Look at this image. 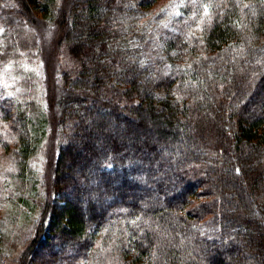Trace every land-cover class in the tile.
Returning a JSON list of instances; mask_svg holds the SVG:
<instances>
[{"label":"trees","instance_id":"16d2710c","mask_svg":"<svg viewBox=\"0 0 264 264\" xmlns=\"http://www.w3.org/2000/svg\"><path fill=\"white\" fill-rule=\"evenodd\" d=\"M0 78V264H264V0H0Z\"/></svg>","mask_w":264,"mask_h":264},{"label":"rangeland","instance_id":"374dc122","mask_svg":"<svg viewBox=\"0 0 264 264\" xmlns=\"http://www.w3.org/2000/svg\"><path fill=\"white\" fill-rule=\"evenodd\" d=\"M163 3L164 2L162 1L161 4H163ZM32 14H33L32 15L33 18L36 17L39 21L42 22L41 15H40V13L36 9H34V11H32ZM34 28L36 30L35 31V35H36V39H37L36 40V45H37V42H38L40 48L43 49V52L40 53V57L36 61H33V66L36 68V70L38 72V75H39V78L44 83V87L46 89V96H44V98H43L44 99L45 109L50 114L53 113L55 115V119H56V118H58V114L55 113V111L57 112L58 110H55L54 111V109H55L54 108V103H53V107H52V104L50 103L51 100L49 99L48 92H47V89H48L49 96H50V89L51 88H50V86H48V83H47L48 80H51L52 79L51 78V75L52 74L49 73L50 72V66H51L49 59L51 58V60H52L51 62L53 63V68L55 70L54 76H53V84H54V88H56V94L57 95H59V93L61 94V92H62L61 90L64 89L63 87L60 88V85H59V83H60V80H59V78H60V75H59L60 69H61V72H62V68H64L67 65H69L68 63L70 61H69L68 56H66V54H63L62 55L61 51H60L61 56L57 53L56 56L53 57L54 51L52 49V46L51 45L50 46L48 45V43L51 42V40H52L51 36H52V34H54L56 27H54L52 25H48L45 22H43V24L40 23V25L34 26ZM46 47H47V49H49V51H51V49H52V51L51 52L46 51L44 53ZM47 52H49V53H47ZM3 85H4V82L0 78V88H2ZM58 101L59 100H58V97H57L56 102L58 103ZM145 121H146V119H145ZM146 123H148V121H146ZM49 134H50L52 140L54 141L55 138L57 137V134H58V128L55 127V129H54V127L51 126V129L49 130ZM140 134H142V133H139V135L136 138L141 139L140 138ZM148 139H150V140L148 141ZM52 140L49 142V144L50 143H53ZM142 142H145V143L147 142L146 144H150L151 145V143H154L155 142V139H154V137L150 138L148 136H144V140ZM49 144H46V147H44V152L40 155V157H38L35 160L36 161L35 163L38 166V170L43 175V178H44V172L46 171V169L48 167H50V164H51L50 162H53L54 159H55V156H56V151H54V150L53 151H49L50 150V147L49 146H51ZM1 153H2V151L0 150V154ZM6 160H7V155L4 154L3 157H2V159H1V156H0V163L2 162L3 172L6 171L7 168H8V164H7V161ZM73 160H75V161H73L72 164L67 163V162L66 163H63V167H62V170L63 171L61 172V174H62L63 177H71V178L73 177L74 179L75 178L79 179V176L81 174V169H82V167H84L83 158H82V156H77L76 155V156L73 157ZM4 173H2V171H1V165H0V178L2 177V174L4 175ZM56 177H57V175H56ZM42 181L44 182V184L47 183L46 180L45 181L42 180ZM43 194H44V192H43ZM75 196H77L76 193H73V195L71 196L72 197V201H76V202L79 201L80 203L86 197V195H84L85 197L84 196H80L79 198L78 197L76 198ZM56 198H57V201H58V199H59L58 198V195L56 196ZM101 207H103V206H101ZM103 209H104V207H103ZM17 227L19 228V226H17ZM24 236H25L24 233L17 232L16 235H15V241L17 239L21 238L19 240V242H20L19 244H21L22 241L24 240ZM45 251H47V250H45ZM40 252L41 253H44L43 250H41Z\"/></svg>","mask_w":264,"mask_h":264}]
</instances>
